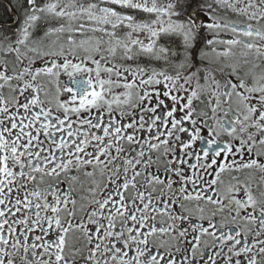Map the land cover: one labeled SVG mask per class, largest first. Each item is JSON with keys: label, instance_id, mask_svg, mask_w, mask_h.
Returning a JSON list of instances; mask_svg holds the SVG:
<instances>
[{"label": "snow or ice", "instance_id": "6c2138e0", "mask_svg": "<svg viewBox=\"0 0 264 264\" xmlns=\"http://www.w3.org/2000/svg\"><path fill=\"white\" fill-rule=\"evenodd\" d=\"M194 3H19L0 36V264H264L247 59L264 58V0ZM233 49L243 64L221 65Z\"/></svg>", "mask_w": 264, "mask_h": 264}, {"label": "flooded vegetation", "instance_id": "af4514ba", "mask_svg": "<svg viewBox=\"0 0 264 264\" xmlns=\"http://www.w3.org/2000/svg\"><path fill=\"white\" fill-rule=\"evenodd\" d=\"M22 2V0H0V36L8 35L11 36L12 33L18 28V21L21 18V9L19 8V3ZM212 0H195V3L193 4V7H196L200 3H211ZM190 10V9H189ZM223 15V14H221ZM204 19V16H201V20ZM230 34L227 32H221L220 36L222 38H227ZM201 47L204 48L205 51L210 52V48L206 47L203 43H201ZM215 47L218 50H222L226 47V45H220L217 44ZM233 52L235 53L234 56L229 58H221L220 63L221 65L228 64V63H235L237 61L240 62V64H243V61L245 59L244 56L241 55L240 49H233ZM210 55L214 56L215 54L210 53ZM247 59L251 62L248 65V68L251 70L259 73L260 71L264 70V58H256L254 54H250ZM252 64L260 65L259 68H252ZM162 66V65H161ZM169 72H173L171 68L168 69ZM54 90V88H53ZM197 151L199 148L197 147ZM233 175H238L236 173H230L228 171H225L221 174V180L223 181V184L221 185V188L227 186V184L231 181V177ZM243 179V177H241ZM260 183V177L259 174H255V179L252 183V188L254 194L258 192L257 185ZM90 185V181L88 178L81 176L80 177V183L76 185L77 187V197L79 196H87V189ZM264 187V185H262ZM211 242V241H209ZM69 243H72V239L70 238Z\"/></svg>", "mask_w": 264, "mask_h": 264}]
</instances>
